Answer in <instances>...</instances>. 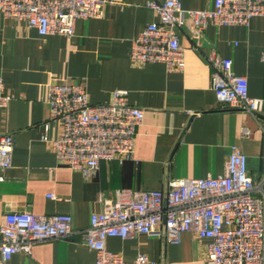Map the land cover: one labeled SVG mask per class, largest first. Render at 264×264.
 <instances>
[{"label": "crops", "instance_id": "1", "mask_svg": "<svg viewBox=\"0 0 264 264\" xmlns=\"http://www.w3.org/2000/svg\"><path fill=\"white\" fill-rule=\"evenodd\" d=\"M101 17L79 20L72 39L40 37L24 23L0 14V76L12 101L0 109V134L14 137L13 167L0 172V220L9 213L38 216L70 215L77 231L68 239L37 244L30 255L19 253L0 264H96L85 245L93 214L101 199L117 191L166 190L171 179L218 177L225 171L233 146L248 157L256 182L264 173V116L224 108L213 90V55L233 61V71L249 82V95L264 99V17L248 27H217L199 31L189 16L177 31L185 53L178 72L163 64L134 66L132 41L158 16L150 0H108ZM163 1V0H158ZM184 10H212L215 0H181ZM81 81L93 105L109 102L116 90L129 92V104L145 111L138 127L134 160L102 161L98 176L86 180L61 168L42 138L50 117L49 86ZM244 129L250 132L243 136ZM61 130L53 126L51 137ZM50 196H53L50 198ZM208 239L191 233L179 245L165 239L162 226L151 235L127 240L111 238L107 247L133 261L139 254L161 264H204Z\"/></svg>", "mask_w": 264, "mask_h": 264}, {"label": "built area", "instance_id": "2", "mask_svg": "<svg viewBox=\"0 0 264 264\" xmlns=\"http://www.w3.org/2000/svg\"><path fill=\"white\" fill-rule=\"evenodd\" d=\"M108 3L0 0V14L6 20L24 23L40 37L72 39L77 21L101 17ZM147 7L158 21L132 41L130 61L137 67L163 64L178 72L185 68V53L177 34L185 16L199 31H206L211 24L248 27L253 18L264 17V0H215L214 9L202 11L184 10L181 0H150ZM207 61L215 71L213 90L224 108L264 116V99L250 97L248 79L234 73L231 59L213 55ZM12 100L0 76V109ZM47 104L50 117L44 123L42 140L61 168L92 180L98 176L102 161L123 164L134 160L137 130L145 111L129 104L128 91L116 90L109 102L93 105L81 81L54 82L48 89ZM53 126L61 130L57 138L49 135ZM249 135L244 129L243 136ZM14 146V137L0 134V172L13 167ZM101 203L102 211L92 215L90 227L83 231L85 245L96 254V264H161L146 254L127 261L109 250L107 241L151 235L162 226L172 245H179L185 233L208 239L204 264H264V173L256 182L248 157L237 146L231 148L225 171L218 177L171 179L162 191L121 190ZM76 233L70 215L6 214L0 220L1 260L7 263L19 253L30 255L37 244L68 239Z\"/></svg>", "mask_w": 264, "mask_h": 264}]
</instances>
